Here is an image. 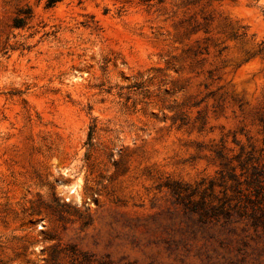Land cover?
<instances>
[{
	"label": "rangeland",
	"instance_id": "374dc122",
	"mask_svg": "<svg viewBox=\"0 0 264 264\" xmlns=\"http://www.w3.org/2000/svg\"><path fill=\"white\" fill-rule=\"evenodd\" d=\"M0 264H264V0H0Z\"/></svg>",
	"mask_w": 264,
	"mask_h": 264
},
{
	"label": "trees",
	"instance_id": "16d2710c",
	"mask_svg": "<svg viewBox=\"0 0 264 264\" xmlns=\"http://www.w3.org/2000/svg\"><path fill=\"white\" fill-rule=\"evenodd\" d=\"M192 209L196 211L200 215V217H210L213 215H218L223 211L221 205H208L204 201L195 203Z\"/></svg>",
	"mask_w": 264,
	"mask_h": 264
}]
</instances>
